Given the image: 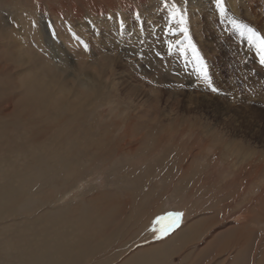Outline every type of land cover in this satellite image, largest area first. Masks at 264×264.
I'll return each instance as SVG.
<instances>
[{
    "label": "rangeland",
    "instance_id": "rangeland-1",
    "mask_svg": "<svg viewBox=\"0 0 264 264\" xmlns=\"http://www.w3.org/2000/svg\"><path fill=\"white\" fill-rule=\"evenodd\" d=\"M173 3L186 10L211 84L194 67L191 49L187 56L180 51L187 41L169 51V41H183L182 33L168 31L170 24L179 27L171 19ZM2 16L17 42L13 58L0 50V117L16 122L0 139L5 154L27 139L23 147L34 149L29 164L35 151L55 162L59 144L53 137L73 129L86 157L71 164L81 169L82 188L64 202L87 195L116 204V221L143 212L130 238L138 248L185 227L196 240L183 251L200 252L202 261L213 257V264H224L228 256L232 264L264 262V64L247 29L236 26L264 37V0H225L223 14L216 0H0ZM44 86L53 89V100L64 98L55 123L54 110L39 119L40 103L28 97ZM28 103L31 121L20 111ZM40 184L34 198L49 209L58 181ZM27 208L0 221V264H13L10 256L21 247L17 220L44 211ZM169 212L184 213L179 225L146 240L157 217ZM224 241L232 244L227 251ZM182 246L174 245L171 264L181 262Z\"/></svg>",
    "mask_w": 264,
    "mask_h": 264
},
{
    "label": "bare ground",
    "instance_id": "bare-ground-1",
    "mask_svg": "<svg viewBox=\"0 0 264 264\" xmlns=\"http://www.w3.org/2000/svg\"><path fill=\"white\" fill-rule=\"evenodd\" d=\"M12 36H13L12 30L9 27L6 18L2 16L0 18V50L2 51L6 50L10 58H13L12 56L15 54V51L17 50L16 49L17 42L15 41V39L13 40ZM37 80L38 79L36 78V80L33 81L37 83ZM25 92L27 93V91ZM52 96L55 95H53V89L50 88V86L48 87L44 86V89L43 87L34 88L30 90V93H28V97H30V99H33L35 102L37 101L40 103V108H38V112L40 115L39 119L42 118L43 114H48L47 108H51L52 110H54L53 117L51 118V120H54L53 122L55 123L58 121V119H60L59 115L60 116L62 115L64 111L63 108H65V103L63 101L64 98L63 100L58 101V100H53ZM66 102L68 103V101ZM35 106L37 107V104ZM29 107H30V103L24 104L23 108L20 111L22 112L21 116L23 117L24 120L31 121L33 114L32 111L29 109ZM12 115L10 117L15 118ZM1 118L3 119V117H0V139L4 136V134L7 132L8 129L16 125V122H14L13 120H9V118L4 120H1ZM70 122H72V120ZM43 129L40 126H38L37 131L42 133ZM72 130L71 131L67 130L66 132L63 133L61 132L62 131L61 130L60 131L61 133L60 132L56 133V135L53 137L55 138V142L59 144V147L57 148V154L55 153L56 154L55 162L51 161L50 158L48 159L49 156L48 157L44 156L45 154L42 155L40 154L36 156V151H35L34 154L35 158L33 157L35 161L32 165L29 164V160L27 162V158L28 155L31 153V151L34 149H32L31 147L27 149V145L26 147H23L25 144L24 141L26 142L27 139L26 140L23 139L21 143L17 144V147L15 146L14 148H12L11 154H5L6 152L3 151L4 149H0V221L6 222V219L8 221L10 215L12 214L14 215V213L26 209L27 207H28L27 209H32L35 211L40 209L44 210L43 212L40 210L41 211L40 214H36L34 217L29 218V220H24L25 219L24 217L22 219L23 221L17 220L18 223L14 224L15 229L17 230V232H19L20 235L21 247L17 253L13 252L12 256H10L12 259H14V261H10L11 263L13 264H171L173 260L172 254L175 253L172 252V249L174 250V245L176 244L178 245V243H181L183 244V246L179 249L180 252L178 254L182 256V259L181 262H179L180 260L178 261L179 264H213L214 258L212 257V255H211L212 259L210 258L209 260L202 261L200 259V256L202 254L200 255L199 254L200 252L183 251L185 248L184 245H186V243L187 245H189L188 242L190 240H194V239L196 240V238H193L194 235L193 231L190 232L188 228L181 227L179 230L174 232L171 236H169L163 241L152 243L146 247L141 246L140 248H138L139 246L138 247L135 246L137 242H132L130 238L133 237V234L138 229V225L142 224L143 216L141 217V213L143 214V212L140 213L136 212L138 214H134V217L133 216L128 217L126 215H122L119 218V220L116 221L117 216L120 215L119 214L120 211L116 204L113 203H109L106 205L104 203L101 204L99 203L100 200L95 199L94 197H88L87 195L85 197L83 196L81 200L71 199L64 202L66 198H68L69 195L73 193L74 190L82 188V184H80L78 181L81 169L74 170L75 169L74 167H73L74 169H71V164H74L73 166H76L78 164L79 166L80 160L86 157V152L84 151L85 149L82 148L83 145L81 146V142L84 143L83 139L79 134H73ZM82 135L84 136L83 133ZM50 141H52V139ZM81 148L84 150L82 151ZM16 152H20L22 153V155L17 154ZM50 156L52 157V154H50ZM21 157L26 161V163L19 161L20 159H22ZM50 177L52 179L53 177H55L58 181V184H56L57 186L54 189L53 198L51 200L52 205L50 206L49 209L47 208L45 209L44 208L45 204L39 201V198H34V195L36 194V190L40 188L41 185L40 183L43 182V180H45L46 178L48 179ZM73 182L75 183L71 184ZM206 223H204V226ZM11 224H13V222ZM158 228L160 227H158L157 224L156 229ZM203 228H204L203 230L205 231V227ZM155 233L156 232L154 231L149 232L148 229L146 235H143V237L146 236L145 239L147 240L148 238H150L151 234H155ZM247 234H245V236ZM233 235H238V234H233ZM229 244H230L229 242L224 241L223 246L222 245L221 246L225 248V251H227L229 250ZM245 249H247V247H245ZM233 251L235 252V250H231V253ZM193 253L196 255H191L193 256V258L189 257L190 254ZM221 254L223 255V253ZM237 254L239 255L238 251L236 250L234 256H237ZM185 255L189 258L187 259ZM229 258L230 257L228 256L225 257L224 260H222V262L224 264H229V263L232 264V262L228 261ZM258 264H264V262L261 261Z\"/></svg>",
    "mask_w": 264,
    "mask_h": 264
},
{
    "label": "snow or ice",
    "instance_id": "snow-or-ice-1",
    "mask_svg": "<svg viewBox=\"0 0 264 264\" xmlns=\"http://www.w3.org/2000/svg\"><path fill=\"white\" fill-rule=\"evenodd\" d=\"M217 6L220 8L221 14L225 12V0H216ZM165 7H168V4L165 3ZM139 15V13H138ZM171 19L175 21L178 28H173L171 24L169 25L168 31L175 33L180 32L183 34V41H177L176 44H173L169 41V51H171L177 45H184V41H187L186 46H181L180 51L187 56L188 49H191V54L193 57L194 67L197 72L207 81L209 84L212 83L211 77L209 75L208 65L201 54L200 50L196 46V44L192 41V37L189 32L188 27V17L186 14V10H182L181 7L177 6L175 3L171 5ZM235 23V22H234ZM237 27H244L247 29L249 33L250 42H255L257 44L258 51L260 52V62L264 64V37H261L260 34L253 28H247L246 25H236ZM212 92H218L219 90L216 87H212ZM184 213L182 212H169L166 216L157 217L156 223H160L161 221L168 220L169 223L161 228V229H153L154 232L159 231L160 235H167L169 231L173 228L177 227L183 218ZM159 238V237H158Z\"/></svg>",
    "mask_w": 264,
    "mask_h": 264
}]
</instances>
